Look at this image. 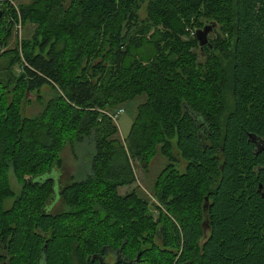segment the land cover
<instances>
[{"label": "trees", "instance_id": "1", "mask_svg": "<svg viewBox=\"0 0 264 264\" xmlns=\"http://www.w3.org/2000/svg\"><path fill=\"white\" fill-rule=\"evenodd\" d=\"M0 8V264H96L102 247L127 260L140 251L146 264H264V199L255 191L264 158L252 156L249 139H264V0H1ZM18 21L33 25L19 50L6 47ZM206 23L200 48L194 31ZM43 85L52 94L41 102ZM27 93L41 105L33 116L22 114ZM139 94L119 141L110 110ZM83 142L92 145L87 170L46 214L61 149ZM156 152L167 159L152 182L156 203L133 189L119 195L135 181L131 160L146 168Z\"/></svg>", "mask_w": 264, "mask_h": 264}, {"label": "rangeland", "instance_id": "2", "mask_svg": "<svg viewBox=\"0 0 264 264\" xmlns=\"http://www.w3.org/2000/svg\"><path fill=\"white\" fill-rule=\"evenodd\" d=\"M22 3H26L27 0H20ZM18 1H12L15 4ZM15 11L16 6H15ZM19 24V25H18ZM33 30V25L29 23H25L21 25L18 21L13 24L12 33L10 38L7 41L6 47L12 48L16 45V49L19 50V43L22 39H27L30 37ZM211 36V33L208 34V37ZM1 61V59H0ZM16 71V66L13 67ZM38 94L40 95L41 102H44L48 97L51 96L52 90L43 85ZM35 93H27L26 98L28 103L23 104L22 106V114L25 116H33L36 114L41 105L36 101ZM144 100V94H139L134 96L132 99L125 101L124 103L118 105L116 108L110 110V113L113 115L112 120L116 125V134L115 137L119 141H123L125 135L128 132L130 124L136 114L137 106ZM92 149V145L88 142H83L74 146V149L71 150L69 146H64L60 151L61 158V167L59 169H54V176L58 178L60 181L59 184L63 185L73 179L81 178L88 168L89 161V153ZM171 154L174 158L175 167L181 170L183 168V161L179 157L178 153L173 148ZM167 159L161 156L158 152L150 159L146 168L141 167L140 163H137L136 160H131V165L133 168V173L135 177V181L127 186L118 187L117 192L119 194H123L130 189L136 190L140 196L148 200V203L155 202L152 195V182L153 179L158 175L159 171L166 164ZM13 177L9 174V185L16 192L18 189V184L12 179ZM56 180V178H55ZM10 200L7 199L4 201V205L8 203ZM59 208H62L59 205ZM152 215L155 217L156 212L152 209Z\"/></svg>", "mask_w": 264, "mask_h": 264}, {"label": "flooded vegetation", "instance_id": "3", "mask_svg": "<svg viewBox=\"0 0 264 264\" xmlns=\"http://www.w3.org/2000/svg\"><path fill=\"white\" fill-rule=\"evenodd\" d=\"M207 38H208V35H207ZM249 139L252 142V146H251L252 156L255 157L256 155H259L260 157L264 158V139L255 138L253 135H251ZM254 162L255 161L253 160V162L249 163L250 164L249 167H250V172H251V179H254L253 176H254L255 170L258 168V166L256 164H254ZM55 178H56V180H55ZM59 182L60 181L58 180V178L54 176V185H53L52 193L50 194L48 200L45 202V205L43 207V211L46 214H55L60 209L59 205H61V201L59 198V190L64 184L60 185ZM121 187H123V186H121ZM116 191H117V189H116ZM255 191L257 192L259 197L264 199V187L260 183H257ZM126 192H128V191H126ZM137 194H138V192H137ZM119 195H122V194H119ZM155 203H156V200H155ZM208 204H209L208 198L206 196H204L202 199L201 205H200L201 214H203L202 215L203 219L200 223V228H201V231L203 232V234H202L203 238L206 236L205 233H207L209 230V224L206 220V212L208 209ZM202 205H203V208H202ZM154 227H156V230L158 232L164 231V229H163L164 226H162V225H156ZM155 235H156V232L153 235V237H155ZM43 246H44V244H43ZM139 252L136 254V256L134 258L127 260L126 257L123 255L124 253H122V251L120 250V248H116V249L106 248L105 249L104 247H102L99 254L94 253L92 255V257L90 258V263H93V260H95L96 264H146L145 261H143L144 258L139 255ZM5 260H6V254L4 252V249L0 247V262L3 263ZM69 264H76L75 259L71 258V261Z\"/></svg>", "mask_w": 264, "mask_h": 264}, {"label": "water", "instance_id": "4", "mask_svg": "<svg viewBox=\"0 0 264 264\" xmlns=\"http://www.w3.org/2000/svg\"><path fill=\"white\" fill-rule=\"evenodd\" d=\"M1 16H2V10L0 8V18ZM212 26H213V23H206L202 27L197 28L194 31L195 39L200 48L207 43V35L211 31ZM202 208H203V205H202Z\"/></svg>", "mask_w": 264, "mask_h": 264}, {"label": "built area", "instance_id": "5", "mask_svg": "<svg viewBox=\"0 0 264 264\" xmlns=\"http://www.w3.org/2000/svg\"><path fill=\"white\" fill-rule=\"evenodd\" d=\"M1 1V0H0ZM11 4H12V6L15 8V6H14V4L11 2ZM2 10V9H1ZM16 12H17V10H16ZM18 23V22H17ZM19 25V24H18Z\"/></svg>", "mask_w": 264, "mask_h": 264}]
</instances>
